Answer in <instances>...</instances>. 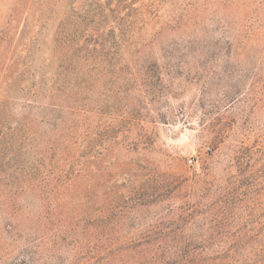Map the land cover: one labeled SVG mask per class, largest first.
I'll use <instances>...</instances> for the list:
<instances>
[{"label": "rangeland", "instance_id": "rangeland-1", "mask_svg": "<svg viewBox=\"0 0 264 264\" xmlns=\"http://www.w3.org/2000/svg\"><path fill=\"white\" fill-rule=\"evenodd\" d=\"M263 9L260 0H0V264L86 263L95 216L113 240L135 227L157 239L175 225L264 223L250 218L264 214V45H243L247 26L236 43L239 21ZM34 85L46 89L38 98ZM67 150L89 166L92 198L56 212L38 194L63 193L68 179L75 195L81 177L43 182L36 169L57 173ZM29 173L37 177L11 187ZM8 189L20 195L15 208Z\"/></svg>", "mask_w": 264, "mask_h": 264}, {"label": "trees", "instance_id": "trees-1", "mask_svg": "<svg viewBox=\"0 0 264 264\" xmlns=\"http://www.w3.org/2000/svg\"><path fill=\"white\" fill-rule=\"evenodd\" d=\"M260 5L263 7L264 0H260ZM246 26L249 28V36L243 45L246 48L264 45V14L254 12V15L244 16V19L239 21V37L236 39V43L238 42L239 45L242 44L241 30ZM32 88L33 94L36 95L35 98H38V94L46 90L40 85H34ZM45 92H48L47 97L51 98L50 106L57 107L54 102L55 93L52 89ZM28 107L41 108L43 104L39 100H32V104H29ZM24 124L27 128V135H33L31 120H25ZM45 148L47 151L46 146ZM57 148L59 149V147ZM61 149L64 151L65 147ZM241 153L243 154V152ZM63 154H66L65 159L68 161L60 165L57 173L55 169L51 173L45 167L36 169L39 172L37 176L43 182L49 178L50 174L55 173L56 176L60 175L61 177L65 171H69L71 174L76 173V177H81L82 187L75 191V195L67 193V191L71 187L77 189L78 185L72 184L68 179L61 182L66 187V191L63 193L50 190L38 194L39 199L56 212L63 206L75 202L80 206H88L92 198L90 185L87 182L89 166L84 161H78L80 155L77 150L69 152L67 150ZM32 175L29 173L25 176L27 178L29 176L28 179L22 178L16 182L13 181L11 187L19 186V183H24L26 180L33 181L32 179L37 176ZM149 196L152 195L149 194ZM19 200L20 195L14 189L5 191L4 202L6 204L15 208ZM30 213L31 210H28L27 214L30 215ZM82 215L86 216V213ZM226 215L225 211L215 214L216 218L220 217L221 220L227 218ZM260 216H264V214L257 210L250 214V218L256 219ZM93 221L89 227L90 240L88 243L92 244L90 256L88 261L83 264H264V223L261 221L252 225L241 224L236 227H229L226 223L221 222L203 226L175 225L170 227V231L162 228L160 231L154 232L159 235L157 239H151V229L135 227L127 233L129 234L127 237L116 240L110 238L114 228H109L106 221L100 223L96 216ZM53 232V235L57 236L59 227H56ZM56 243L58 244V242Z\"/></svg>", "mask_w": 264, "mask_h": 264}, {"label": "built area", "instance_id": "built-area-1", "mask_svg": "<svg viewBox=\"0 0 264 264\" xmlns=\"http://www.w3.org/2000/svg\"><path fill=\"white\" fill-rule=\"evenodd\" d=\"M190 162H192V160H190Z\"/></svg>", "mask_w": 264, "mask_h": 264}]
</instances>
